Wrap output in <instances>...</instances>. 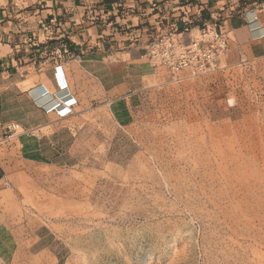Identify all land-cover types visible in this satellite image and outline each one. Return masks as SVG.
<instances>
[{
	"label": "rangeland",
	"instance_id": "374dc122",
	"mask_svg": "<svg viewBox=\"0 0 264 264\" xmlns=\"http://www.w3.org/2000/svg\"><path fill=\"white\" fill-rule=\"evenodd\" d=\"M34 1L0 0V20ZM154 70L119 120L92 83L36 140L9 125L0 165L44 204L0 205L17 237L0 264H264V55L177 82Z\"/></svg>",
	"mask_w": 264,
	"mask_h": 264
},
{
	"label": "crops",
	"instance_id": "0c3cea01",
	"mask_svg": "<svg viewBox=\"0 0 264 264\" xmlns=\"http://www.w3.org/2000/svg\"><path fill=\"white\" fill-rule=\"evenodd\" d=\"M190 1L35 0L14 16L18 21L0 20V140L10 124L25 129L20 135L27 142L36 140L25 132L64 118L58 113L62 105L75 102L74 109L79 90L92 83L119 120L128 110L124 98L137 106L141 73L156 69L145 61V31L158 17L166 19L164 24L174 21L179 2ZM197 1L204 20L219 16L223 21L229 51L264 55V0ZM152 3L159 4L162 15L151 10ZM56 66L65 91L56 85ZM39 195L34 182L11 179L0 165L1 206L11 198L37 211L44 204ZM16 252L13 229L0 223V260L9 263Z\"/></svg>",
	"mask_w": 264,
	"mask_h": 264
},
{
	"label": "built area",
	"instance_id": "2783aa9c",
	"mask_svg": "<svg viewBox=\"0 0 264 264\" xmlns=\"http://www.w3.org/2000/svg\"><path fill=\"white\" fill-rule=\"evenodd\" d=\"M179 15L174 21L158 17L152 29L145 31L148 41L144 46L145 61L151 67L164 70L173 80L184 78H202L220 69L221 59L229 52V38L224 23L219 16L212 21L202 17V6L197 0L188 3L179 2ZM151 10L162 15L159 4L152 3ZM182 26L178 27V23ZM60 66L55 67L56 85L61 91L67 90L59 75ZM62 104V103H61ZM73 104L62 105L65 117L73 112ZM9 137L13 136V128H6ZM27 136L38 138L40 133L25 132Z\"/></svg>",
	"mask_w": 264,
	"mask_h": 264
}]
</instances>
